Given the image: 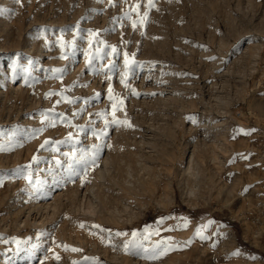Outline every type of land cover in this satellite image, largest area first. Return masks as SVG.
<instances>
[{
  "label": "rangeland",
  "instance_id": "rangeland-1",
  "mask_svg": "<svg viewBox=\"0 0 264 264\" xmlns=\"http://www.w3.org/2000/svg\"><path fill=\"white\" fill-rule=\"evenodd\" d=\"M0 9V264H264V0Z\"/></svg>",
  "mask_w": 264,
  "mask_h": 264
},
{
  "label": "snow or ice",
  "instance_id": "snow-or-ice-1",
  "mask_svg": "<svg viewBox=\"0 0 264 264\" xmlns=\"http://www.w3.org/2000/svg\"><path fill=\"white\" fill-rule=\"evenodd\" d=\"M3 14V9H0V15H2ZM145 15H147L146 13H145ZM113 51H115V49H113ZM126 63H127V61H126ZM122 83H125V86L127 87V83L125 82V81H121ZM110 91H111V88H110ZM110 99H113V97H109ZM113 107L114 108H116V105L114 104L113 105ZM112 123L113 124H119V123H122L121 121H118V120H116L115 119V117L113 118V121H112ZM47 143H49L47 140L45 141V144H47ZM41 147H44V144H42L41 145ZM81 227H83V225H81ZM98 227V226H97ZM117 235H120V233H117ZM133 235H135V233H133ZM73 251H77V249H73ZM57 259H59V257H57ZM87 259V258H86ZM94 259V264H95V258H93Z\"/></svg>",
  "mask_w": 264,
  "mask_h": 264
},
{
  "label": "bare ground",
  "instance_id": "bare-ground-1",
  "mask_svg": "<svg viewBox=\"0 0 264 264\" xmlns=\"http://www.w3.org/2000/svg\"><path fill=\"white\" fill-rule=\"evenodd\" d=\"M154 70V69H153ZM157 71V70H156ZM107 161H108V159H107ZM106 161V162H107ZM105 162V161H104ZM118 189H120L121 190V188H119V187H117ZM128 189V188H127ZM126 188H122V190H124V191H130L131 189H128L127 190ZM119 190V191H120ZM89 191V190H88ZM92 191V190H91ZM91 191H90V193H91ZM92 195H93V197H95V195H94V193H92ZM119 196H120V194H119ZM132 198V197H131ZM132 200V199H131ZM229 234L231 235V237L233 238L234 237V234H233V231L230 229V232H229Z\"/></svg>",
  "mask_w": 264,
  "mask_h": 264
}]
</instances>
